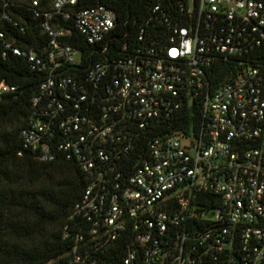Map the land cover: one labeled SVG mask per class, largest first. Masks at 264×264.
Instances as JSON below:
<instances>
[{"label": "built area", "instance_id": "1", "mask_svg": "<svg viewBox=\"0 0 264 264\" xmlns=\"http://www.w3.org/2000/svg\"><path fill=\"white\" fill-rule=\"evenodd\" d=\"M82 1L34 11L42 54L3 41V57L46 73L23 148L75 162L85 180L53 264H264V59L250 57L264 44V0H178L175 14L155 4L117 52L104 43L115 12ZM219 64L234 73L213 86ZM16 91L0 81V99ZM184 108L198 111L187 133H157Z\"/></svg>", "mask_w": 264, "mask_h": 264}, {"label": "trees", "instance_id": "2", "mask_svg": "<svg viewBox=\"0 0 264 264\" xmlns=\"http://www.w3.org/2000/svg\"><path fill=\"white\" fill-rule=\"evenodd\" d=\"M32 1L0 0V33L4 36L0 39V81L17 87L16 93L0 99V264H53L68 249L62 229L85 186L75 162H44L22 146L20 131L26 125L32 98L46 73L31 70L27 61L12 53L3 57V41L10 40L18 47L42 54L47 35L41 27L43 17H35L34 11L48 10L49 2L38 0V6L33 7ZM177 1H104L116 14L115 26L104 43L116 52L123 46H131L137 42L155 4L175 14ZM94 5V0L82 1V6ZM54 26L69 30L67 36L71 38L67 41L78 45L83 53L90 50L72 21L59 18ZM250 57L264 59V44ZM231 69L230 65H217L210 72L213 86L230 80L234 73L233 70L230 74ZM197 115V109L184 108L178 117L161 123L157 133L179 129L187 133L189 126L197 122ZM137 157L134 156L135 162Z\"/></svg>", "mask_w": 264, "mask_h": 264}]
</instances>
